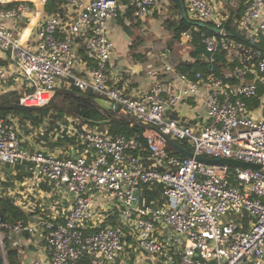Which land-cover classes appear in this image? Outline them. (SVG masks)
Instances as JSON below:
<instances>
[{"label":"built area","instance_id":"obj_1","mask_svg":"<svg viewBox=\"0 0 264 264\" xmlns=\"http://www.w3.org/2000/svg\"><path fill=\"white\" fill-rule=\"evenodd\" d=\"M12 1L0 0V52L8 62H0V87L13 78L23 106H45L57 88L75 87L121 106L195 153L263 168L200 162L168 151L165 138L152 129L132 136L113 134L80 119V153L29 152L13 118L0 116V173L3 165L28 159L39 180L47 176L72 196L64 218L0 221L4 264L7 243L25 231H40L45 238L46 259L31 264H111L124 251L128 235L154 264H264V109L251 103L264 84V0H183L192 19L219 31L201 32L206 52L199 62L208 70L176 72L184 82L178 94L165 95L164 84L156 80L138 98L114 83L109 22L127 9L144 18L160 7L159 0H65L48 14V0H38L44 6L36 0H31L33 7L30 0L6 6ZM17 21H23L20 28L9 25ZM191 39L187 30L179 42L186 45ZM79 47L92 65L78 67ZM222 51L227 65L218 71L216 54ZM164 67L174 69L168 63ZM201 85L209 88L202 126L167 116L169 106L191 96L198 99ZM134 151L150 153L162 168H147ZM154 182L163 185L158 206L140 200L142 186ZM97 198L117 203L119 224L107 223L111 213L105 208V213L97 212Z\"/></svg>","mask_w":264,"mask_h":264},{"label":"crops","instance_id":"obj_2","mask_svg":"<svg viewBox=\"0 0 264 264\" xmlns=\"http://www.w3.org/2000/svg\"><path fill=\"white\" fill-rule=\"evenodd\" d=\"M36 2L39 6H44L38 0ZM159 2L160 7L149 12L144 18L134 17L132 9H127L123 16L109 22V35L115 44L112 64L114 83L124 94L131 97L142 96L156 80L164 84L165 95L178 94L183 88L184 82L176 73L178 72L176 65L180 61H193L190 55L191 48H188L187 44H180L179 40H175L178 43L175 45L172 32L167 26L168 19H175L173 16L175 7L178 10L175 0H159ZM182 4L184 5L183 0H181V6ZM30 5L33 7L31 0ZM170 7L173 8V13ZM166 10H170V12L166 13ZM44 11L46 14L45 6ZM70 12L72 13L71 10H69V14ZM30 15L31 18H34V11ZM164 16L167 20L163 19ZM9 25L20 28L23 21L10 22ZM36 44L33 43L34 46ZM78 53L81 61L79 68L92 65L93 61L81 47H79ZM3 56L4 54L0 52L1 63L8 64L6 60L2 59ZM165 63L174 69L166 70ZM9 89H17L13 78L3 82L0 93ZM200 90L201 95L198 99L191 96L169 106L167 116L184 124L202 126L207 119L204 97L209 88L201 85ZM261 105L264 109V101L255 106ZM9 116L17 123L23 146L29 152L43 149L57 156L75 155L81 152L80 141L76 134L79 127L78 121L80 122L78 118L60 122H52L51 119H48L41 125L34 126L28 121L18 119L13 114ZM134 154L137 153L134 151ZM137 155L141 157L147 168L161 169L163 166L150 153H138ZM162 190L163 185L160 182L144 185L140 190V200L143 203L158 206L163 203ZM0 196L10 197L23 208L29 214L28 222L52 217L64 218L72 206L71 194L64 189H58L55 182L47 176H43L39 180L28 159H19L14 163L3 165L0 173ZM95 206L97 212L105 213L106 210V213L108 211L111 213L107 223L119 224L121 221L117 203L109 205L107 200L97 198ZM125 241L124 251L111 264H154L149 255L137 246L133 236L128 235ZM13 244L18 246L21 264H31L35 259H46L45 238L40 231L20 233Z\"/></svg>","mask_w":264,"mask_h":264},{"label":"trees","instance_id":"obj_3","mask_svg":"<svg viewBox=\"0 0 264 264\" xmlns=\"http://www.w3.org/2000/svg\"><path fill=\"white\" fill-rule=\"evenodd\" d=\"M175 2L180 12V18L174 20L168 19L167 26L172 32V39L174 41L179 40L182 32L187 30L191 31L192 39L187 43V47L191 48L190 55L193 59V61L190 62L180 61L176 65V69L181 73H193L198 69L206 72L208 66L199 62V57L206 52L201 32L207 34H219V31L213 28L209 23H201L200 21L192 19L188 13L184 15L181 10V0H175ZM14 3V1L9 2L6 6L13 5ZM64 3L65 0H48L45 4V10L47 13H53L58 5L60 6ZM227 29L229 34L239 38V35L235 33L232 28L227 26ZM226 54L225 51L216 54V60L219 63L217 66L218 71H221V66L227 65ZM72 88L76 89L75 87ZM94 97V94H89V97H81L66 91H60L53 97L50 103L45 106H23L20 103V93L18 90L9 89L0 93V116L8 117L10 114H13L18 119L28 121L34 126L41 125L48 119H51L52 122H60L65 118H78L82 122L89 123L92 126L107 127L109 132L113 134H126L128 136L136 135L138 133L143 134L146 130V127L140 124L135 116L126 112L124 109L121 113L127 115L128 118H123L120 113L104 110L97 104ZM262 97H264V84H260L258 96L254 97L251 100V103L259 105ZM182 144L192 149L187 143ZM166 148L172 153H177V155L179 153L168 143H166ZM18 220L28 222L29 214L17 205L10 197L0 196V221L14 224ZM5 230L8 232V228ZM7 247L8 264H21L22 261L18 252V246H15L13 242L10 241L8 242ZM0 264H4L1 252Z\"/></svg>","mask_w":264,"mask_h":264},{"label":"water","instance_id":"obj_4","mask_svg":"<svg viewBox=\"0 0 264 264\" xmlns=\"http://www.w3.org/2000/svg\"><path fill=\"white\" fill-rule=\"evenodd\" d=\"M182 12L184 13V15L187 14L186 9H185L183 4H182ZM60 91H66V92H69L71 94H75V95H78L81 97H89V94H87L85 92H82V91H79V90H76L73 88H66V87L65 88H63V87L57 88L55 90L54 96ZM94 100L104 110L113 111L115 113H120L123 118H128L127 115L121 113L122 112L121 106H118V105L116 106L113 102H109V101H107L101 97H97V96L94 97ZM139 122H140V124H142L146 128L152 129V130L158 132L160 135H162L165 138L166 142L184 157L193 158L197 161L204 162V163H211V164H226V165L233 166V167H245V168H251V169H256V170L263 168L262 165L254 163V162L244 161V160L235 159V158H231V157H208V156H204V155L195 153L191 148L186 147L184 144H182L181 142H179L178 140H176L172 136L164 133L157 126H154L152 124H148V123L143 122V121H139Z\"/></svg>","mask_w":264,"mask_h":264},{"label":"rangeland","instance_id":"obj_5","mask_svg":"<svg viewBox=\"0 0 264 264\" xmlns=\"http://www.w3.org/2000/svg\"><path fill=\"white\" fill-rule=\"evenodd\" d=\"M175 5V4H174ZM171 8V7H170ZM181 10H182V6H181ZM171 11H172V13L174 12V10H173V8H171ZM166 13H169L170 12V10H166L165 11ZM166 13H164V14H166ZM189 16H191L190 14H188ZM173 16H175L174 18L175 19H179L180 18V12H179V9L178 10H176V7H175V15H173ZM166 16H164L163 17V19L164 20H167L166 18H165ZM173 42L175 43V45H178V43L177 42H175L174 40H173ZM179 42V41H178ZM180 43V42H179ZM180 44H182V43H180ZM182 45H184V44H182ZM67 119H72V118H65L64 120H67ZM178 141H180L179 139H177ZM189 145V144H188ZM190 146V145H189ZM178 155H180L181 156V154H179L178 153ZM127 232V231H126ZM8 244V243H7ZM7 249H8V247H7Z\"/></svg>","mask_w":264,"mask_h":264},{"label":"bare ground","instance_id":"obj_6","mask_svg":"<svg viewBox=\"0 0 264 264\" xmlns=\"http://www.w3.org/2000/svg\"><path fill=\"white\" fill-rule=\"evenodd\" d=\"M41 4H42V2H41ZM35 46H38V44H36Z\"/></svg>","mask_w":264,"mask_h":264}]
</instances>
